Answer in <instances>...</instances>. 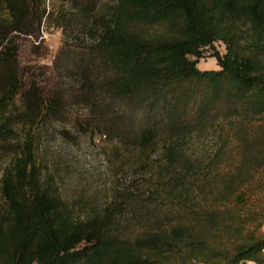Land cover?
<instances>
[{
    "label": "trees",
    "instance_id": "trees-1",
    "mask_svg": "<svg viewBox=\"0 0 264 264\" xmlns=\"http://www.w3.org/2000/svg\"><path fill=\"white\" fill-rule=\"evenodd\" d=\"M58 1L0 0V264H264V0ZM45 20L63 34L49 83L19 61ZM72 104L158 165L84 215L33 154Z\"/></svg>",
    "mask_w": 264,
    "mask_h": 264
},
{
    "label": "rangeland",
    "instance_id": "rangeland-1",
    "mask_svg": "<svg viewBox=\"0 0 264 264\" xmlns=\"http://www.w3.org/2000/svg\"><path fill=\"white\" fill-rule=\"evenodd\" d=\"M47 4L51 8L52 5H59V1L47 0ZM40 28L38 40L24 36L19 40L20 71L28 74V79H32V75L39 79L47 77L49 83L53 80L52 59L63 42V34L61 28L47 20ZM214 45L220 52L224 51L221 41H216ZM197 66L218 67L215 57L208 52L198 60ZM66 110L62 120H51L48 126L40 129L41 136L35 140L33 154L42 183L48 185L50 191L60 194L75 213L84 215L102 210L106 202L113 200L115 189L120 184L139 183L147 177L153 179V172L150 175L145 173L148 169H155L156 172L158 165L153 159L148 160V165H142L143 155L129 154L128 148L107 139L99 133V128L90 127V124L87 126V121L81 119L89 118L91 114L84 106L72 104ZM77 118H81L79 120L85 127L79 125ZM2 154L0 152V173L11 161L13 152L10 150ZM219 164L224 166L225 162ZM140 168V175L135 174ZM121 173L125 174L126 180ZM162 192H165L164 188ZM248 263L254 264L252 261Z\"/></svg>",
    "mask_w": 264,
    "mask_h": 264
},
{
    "label": "built area",
    "instance_id": "built-area-1",
    "mask_svg": "<svg viewBox=\"0 0 264 264\" xmlns=\"http://www.w3.org/2000/svg\"><path fill=\"white\" fill-rule=\"evenodd\" d=\"M262 227L264 228V222H263V225H262Z\"/></svg>",
    "mask_w": 264,
    "mask_h": 264
}]
</instances>
